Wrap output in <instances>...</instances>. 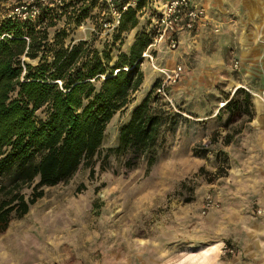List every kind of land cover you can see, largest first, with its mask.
<instances>
[{"label": "rangeland", "instance_id": "obj_1", "mask_svg": "<svg viewBox=\"0 0 264 264\" xmlns=\"http://www.w3.org/2000/svg\"><path fill=\"white\" fill-rule=\"evenodd\" d=\"M70 1L79 6L53 0L55 13ZM96 6L77 28L67 9L57 26L68 31L66 43L101 46L110 32L101 29ZM9 17H15L11 0H0V23ZM214 26L218 31L208 29L198 42L181 40L169 49L161 41L151 48L153 60L141 64L143 83L108 123L92 170L80 166L67 183L42 188L43 196L0 233V264H214L216 254L224 260L243 254V242L229 231L241 228L246 216L256 220L264 213V43L260 56L244 57L233 40L220 41L221 25ZM133 33L124 36L122 49ZM176 66L180 78L165 84V96L157 90L154 95L178 123L173 131L164 129L152 166L140 159L128 168V154L108 150L116 147L119 127L134 106ZM239 87L252 95L254 116L223 145L226 114L218 111ZM214 131L218 141L205 147ZM22 193L28 198L31 188ZM206 196L218 206L205 209ZM214 243L223 245L221 254L213 249L203 258L200 250ZM224 246L233 251L224 252Z\"/></svg>", "mask_w": 264, "mask_h": 264}, {"label": "trees", "instance_id": "obj_2", "mask_svg": "<svg viewBox=\"0 0 264 264\" xmlns=\"http://www.w3.org/2000/svg\"><path fill=\"white\" fill-rule=\"evenodd\" d=\"M76 1L77 8L70 1L58 14L48 0L36 19L0 23V233L43 196V187L67 183L80 166L92 170L108 123L143 83L142 54L154 36L150 0L128 6L100 47L87 40L66 43L68 31L57 28L67 9L77 28L96 3L98 12L102 8L101 0ZM130 32L132 41L122 49ZM158 86L154 82L134 106L119 127L116 147L108 150L128 154V168L140 159L152 166L164 129L173 131L178 123V115L170 116L167 103L154 95ZM218 113L226 114L221 143L228 145L253 119L252 95L236 88ZM217 141L214 131L205 147ZM24 188H31L28 198Z\"/></svg>", "mask_w": 264, "mask_h": 264}, {"label": "crops", "instance_id": "obj_3", "mask_svg": "<svg viewBox=\"0 0 264 264\" xmlns=\"http://www.w3.org/2000/svg\"><path fill=\"white\" fill-rule=\"evenodd\" d=\"M195 2L206 9V19L200 20L190 32L180 31L178 42L203 40L208 34V29L213 31L217 28L214 24L219 23L221 42L233 40L236 43V51L244 57L262 54H260L262 45L259 43H264V0H195ZM254 52L259 54L252 55ZM259 206L264 207V196H260ZM237 228L234 226L229 234L234 240L243 242V254L224 260L216 254V250L221 254L223 245L216 247L219 244L214 243L216 254L214 264H264V213L256 220L246 216L241 228Z\"/></svg>", "mask_w": 264, "mask_h": 264}, {"label": "built area", "instance_id": "obj_4", "mask_svg": "<svg viewBox=\"0 0 264 264\" xmlns=\"http://www.w3.org/2000/svg\"><path fill=\"white\" fill-rule=\"evenodd\" d=\"M136 0H101L100 27L104 32L113 31L120 20V16L128 6L134 5ZM13 16L21 19H36L39 17L41 7L48 3V0H11ZM150 20V28L154 36L150 46L143 52L142 56L152 61L151 48L156 43L165 41L169 49L178 46V33L180 31H192L200 20L206 19V9L196 4L195 0H150L147 10ZM214 32L218 28L213 29ZM180 66L165 72L164 82L157 87V92L165 96V84L175 83L181 76ZM218 204L210 196L204 199V208H215ZM260 213V209L257 210ZM224 252H232L233 249L224 246Z\"/></svg>", "mask_w": 264, "mask_h": 264}, {"label": "bare ground", "instance_id": "obj_5", "mask_svg": "<svg viewBox=\"0 0 264 264\" xmlns=\"http://www.w3.org/2000/svg\"><path fill=\"white\" fill-rule=\"evenodd\" d=\"M217 247V246H216ZM214 249V245L213 246H210L209 248H202L201 250H200V254H201V256L203 257V258H205V257H207L212 251L211 250H213ZM216 249V248H215Z\"/></svg>", "mask_w": 264, "mask_h": 264}]
</instances>
